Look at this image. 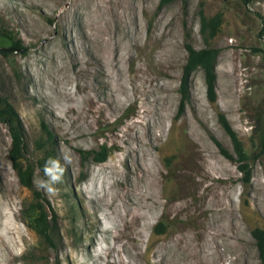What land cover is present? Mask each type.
I'll return each instance as SVG.
<instances>
[{
	"label": "rangeland",
	"instance_id": "obj_1",
	"mask_svg": "<svg viewBox=\"0 0 264 264\" xmlns=\"http://www.w3.org/2000/svg\"><path fill=\"white\" fill-rule=\"evenodd\" d=\"M200 8L222 12L207 40ZM260 14L264 0H0V28L26 47L0 51V92L23 122L24 161L35 167L34 187L56 219L52 243L31 227L34 193L19 181L0 122V264H260L251 232L264 228V154L254 156L264 127ZM95 20L118 41L120 70L108 80L82 36ZM186 43L218 48L214 100L200 67L182 95ZM220 113L250 155L249 181L221 152L236 156ZM137 131L147 139L153 131L162 150L138 148ZM102 145L107 156L95 160ZM48 151L54 159L38 168ZM147 151L163 188L144 208L125 182L139 194L133 160Z\"/></svg>",
	"mask_w": 264,
	"mask_h": 264
},
{
	"label": "trees",
	"instance_id": "obj_2",
	"mask_svg": "<svg viewBox=\"0 0 264 264\" xmlns=\"http://www.w3.org/2000/svg\"><path fill=\"white\" fill-rule=\"evenodd\" d=\"M162 3L169 0H161ZM200 32L205 40L212 38L220 28L222 12L217 11L214 14L207 16L203 9L200 8ZM262 19V28H264V16L260 14ZM0 51L7 54L9 51L25 52L26 47L23 44L21 37L12 33L3 27L0 28ZM185 47L188 51L186 62L183 65V76L181 79V92L185 96L188 86V76L197 67L202 68L207 85L208 97L210 100L215 99V60L218 54V48L212 45H206L200 48L194 47L191 43H186ZM0 122L3 123L10 136L9 156L12 166L16 170L20 183L31 189L34 193V199L29 205V212L33 213L31 216V227L39 234H41L46 241L53 242V232L56 229L55 215H50L49 211L42 202L40 192L33 184V171L35 167L24 161V125L23 122L8 97L0 92ZM220 122L224 129L229 134L236 156L229 152L226 148L221 146V152L231 160L239 162V169L244 173V181L250 179V167L248 158L250 155L245 151L242 141L239 139L237 133L227 120L223 113H220ZM48 138L52 135L48 131ZM258 147L254 156L264 154V127L258 128ZM81 151V150H80ZM108 148L102 145L100 149L94 150V159L102 161L107 156ZM54 155L51 152L37 160V166L44 169L45 166L52 162ZM252 235L255 238L258 249L260 264H264V228L256 226L252 229Z\"/></svg>",
	"mask_w": 264,
	"mask_h": 264
},
{
	"label": "bare ground",
	"instance_id": "obj_3",
	"mask_svg": "<svg viewBox=\"0 0 264 264\" xmlns=\"http://www.w3.org/2000/svg\"><path fill=\"white\" fill-rule=\"evenodd\" d=\"M86 27L87 28H86V30L83 31L82 36L87 41L93 42V44H94L96 49H95V52L92 55V58L94 60H96V63L99 66V72L104 76L103 79L108 80L107 78L110 76V74L112 73V75H113L112 70H115V69L118 70V71L120 70V66H118V61H119L118 55L119 54H117V52H116L118 41L114 40V34H112L109 31L108 28L104 27L101 21L95 20V21H92V22H88ZM115 39H116V37H115ZM101 55L103 56L104 59L101 58ZM105 64H107V68L105 67ZM105 80H103V82ZM116 86H118V84H116ZM119 86H122L121 88H124V90H123L124 92L127 91V88H126L127 86L125 87L124 82L121 83ZM105 99H106V97H105ZM109 102H110V100H109ZM151 126H153V125H151ZM135 130H136V128H135ZM152 132L153 131H150V138L149 139H147V137H144L141 132L140 133L139 132L136 133V137L135 138L138 141L136 146L138 148H141V150H143L145 148V144L147 143V144H149V146L151 147L152 150H154V149L157 150L158 149V150L161 151L162 149H159V147H161V144L158 141L159 139L155 138L153 136ZM162 134H163V131H162V133H160L159 138H161L163 136ZM126 144L130 145V144H132V142H130V141H128L126 139ZM154 161H155V157L148 151L139 153L138 156H136V158L133 160L136 168L138 169V171L136 173V179H137L136 182H137V185L139 186L136 189L140 190L138 195H134L135 193L133 194L134 191L131 190V188H130V182H128V181L125 182L126 187H127V191L126 192L129 194L127 196L130 197V198L131 197H135V198H137L139 200H144L143 201V203H144L143 207L144 208H146L145 199L147 198V196L148 195L149 196L153 195V196L157 197L158 194H159V191H161V189L163 188L162 187L163 185L162 186L159 185V180L155 177L156 166H155V162ZM132 171H133V169H132ZM118 182H119L118 184L120 186L121 185L125 186V185H123V183H121V181H118ZM110 196H111V198L114 197V199L117 198L118 191L112 192V194ZM129 203L131 204L132 207L137 209L136 208L137 207V203H135L131 199L129 200ZM153 203H154L153 208L155 206L160 205L158 201H154ZM210 236H211V234H210ZM212 239H215V238L213 236L211 238L210 237H208V238L206 237L205 240H204L205 245L209 244V242L212 241ZM210 244H211V242H210ZM204 252H206V253L203 256V259H205L207 261V259L210 258L211 252H209L208 250H205V249H204ZM198 254H199L198 251H194V256H197Z\"/></svg>",
	"mask_w": 264,
	"mask_h": 264
},
{
	"label": "clouds",
	"instance_id": "obj_4",
	"mask_svg": "<svg viewBox=\"0 0 264 264\" xmlns=\"http://www.w3.org/2000/svg\"><path fill=\"white\" fill-rule=\"evenodd\" d=\"M47 171L49 172V174H51V169H48ZM51 178H52L53 180H59V179H60V177H59L58 175H52Z\"/></svg>",
	"mask_w": 264,
	"mask_h": 264
}]
</instances>
